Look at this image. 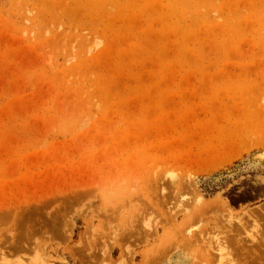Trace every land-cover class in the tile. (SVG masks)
I'll return each mask as SVG.
<instances>
[{"label":"rangeland","instance_id":"rangeland-1","mask_svg":"<svg viewBox=\"0 0 264 264\" xmlns=\"http://www.w3.org/2000/svg\"><path fill=\"white\" fill-rule=\"evenodd\" d=\"M0 264H264V0H0Z\"/></svg>","mask_w":264,"mask_h":264},{"label":"trees","instance_id":"trees-1","mask_svg":"<svg viewBox=\"0 0 264 264\" xmlns=\"http://www.w3.org/2000/svg\"><path fill=\"white\" fill-rule=\"evenodd\" d=\"M230 202H231V204L233 205V206H237L238 204H240V203H244L245 202V200H242V199H230Z\"/></svg>","mask_w":264,"mask_h":264},{"label":"bare ground","instance_id":"bare-ground-1","mask_svg":"<svg viewBox=\"0 0 264 264\" xmlns=\"http://www.w3.org/2000/svg\"><path fill=\"white\" fill-rule=\"evenodd\" d=\"M190 232H189V230L187 231V234H189ZM222 246V245H221Z\"/></svg>","mask_w":264,"mask_h":264}]
</instances>
